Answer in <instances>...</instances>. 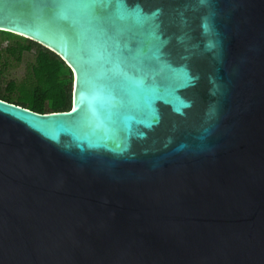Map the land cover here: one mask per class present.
<instances>
[{"label": "water", "instance_id": "1", "mask_svg": "<svg viewBox=\"0 0 264 264\" xmlns=\"http://www.w3.org/2000/svg\"><path fill=\"white\" fill-rule=\"evenodd\" d=\"M70 69V109L0 99V264H264V0H0Z\"/></svg>", "mask_w": 264, "mask_h": 264}, {"label": "trees", "instance_id": "2", "mask_svg": "<svg viewBox=\"0 0 264 264\" xmlns=\"http://www.w3.org/2000/svg\"><path fill=\"white\" fill-rule=\"evenodd\" d=\"M0 33L12 35L1 30ZM14 37H16L14 45L7 46L5 49L10 54H15L16 58L22 50H33L34 63L30 67L32 81L29 87L20 85L17 88L19 94L12 100L10 93L15 88L13 81L9 80L4 87V92H0V99L38 113L69 110L70 69L58 56L36 42L18 35Z\"/></svg>", "mask_w": 264, "mask_h": 264}, {"label": "rangeland", "instance_id": "3", "mask_svg": "<svg viewBox=\"0 0 264 264\" xmlns=\"http://www.w3.org/2000/svg\"><path fill=\"white\" fill-rule=\"evenodd\" d=\"M0 92H4V87L9 80L14 83V90L10 93V97L14 100L18 93L17 88L20 85L29 87L31 85L32 76L30 67L34 63L33 50H22L19 57L10 54L5 48L14 45L16 37L7 33H0ZM72 81V76L70 78Z\"/></svg>", "mask_w": 264, "mask_h": 264}]
</instances>
